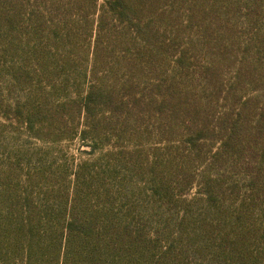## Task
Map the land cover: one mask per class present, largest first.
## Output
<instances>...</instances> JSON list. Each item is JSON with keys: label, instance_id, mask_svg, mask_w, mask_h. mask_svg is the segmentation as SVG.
<instances>
[{"label": "trees", "instance_id": "obj_1", "mask_svg": "<svg viewBox=\"0 0 264 264\" xmlns=\"http://www.w3.org/2000/svg\"><path fill=\"white\" fill-rule=\"evenodd\" d=\"M0 264H264V0H0Z\"/></svg>", "mask_w": 264, "mask_h": 264}, {"label": "rangeland", "instance_id": "obj_2", "mask_svg": "<svg viewBox=\"0 0 264 264\" xmlns=\"http://www.w3.org/2000/svg\"><path fill=\"white\" fill-rule=\"evenodd\" d=\"M5 145H11V146H16V145H22V144H27L31 145L32 147L35 148H42L45 145L44 143L37 141L36 139H31L29 138L26 134H19V133H13V132H8L3 138ZM65 146H59L58 150H60L61 157L62 159L69 158L72 160L73 158L75 159L76 163H79L80 161L90 159L91 157H97L98 153L94 154L93 156L88 155L85 151L87 148H84L83 144L80 143V141H76L74 143H65ZM63 151V152H62ZM196 192L193 191L192 195Z\"/></svg>", "mask_w": 264, "mask_h": 264}]
</instances>
